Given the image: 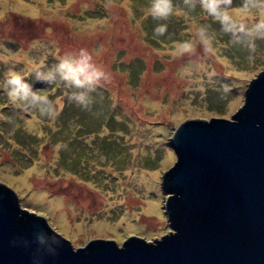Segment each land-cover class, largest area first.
<instances>
[{"label": "rangeland", "instance_id": "obj_1", "mask_svg": "<svg viewBox=\"0 0 264 264\" xmlns=\"http://www.w3.org/2000/svg\"><path fill=\"white\" fill-rule=\"evenodd\" d=\"M241 4L233 0L230 12L238 14ZM150 5L0 0V85L15 71L58 112L53 118L13 104L0 88V181L74 248L98 237L123 244L134 234L153 241L170 233L163 175L178 159L171 145L176 127L192 118H232L264 69V40L249 47L241 34L245 42H236L199 3L189 9L173 0L166 20L146 18ZM161 24L166 32L157 35ZM202 27L206 42L197 35ZM184 42L194 51L177 55ZM81 49L107 75L94 90L69 89L58 74L52 84L37 77ZM77 91L86 92L87 107L69 101ZM155 169L157 189L143 173ZM140 199L157 202V213H145ZM158 214L161 224L151 220Z\"/></svg>", "mask_w": 264, "mask_h": 264}, {"label": "water", "instance_id": "obj_2", "mask_svg": "<svg viewBox=\"0 0 264 264\" xmlns=\"http://www.w3.org/2000/svg\"><path fill=\"white\" fill-rule=\"evenodd\" d=\"M163 175L171 232L74 248L0 181V264H264V69L232 116L180 123Z\"/></svg>", "mask_w": 264, "mask_h": 264}, {"label": "clouds", "instance_id": "obj_3", "mask_svg": "<svg viewBox=\"0 0 264 264\" xmlns=\"http://www.w3.org/2000/svg\"><path fill=\"white\" fill-rule=\"evenodd\" d=\"M199 3L201 9L207 16L220 25L221 31L236 38V42L244 43L241 34L247 38L249 47H254L256 40H264V0H242L238 14L230 12L233 0H183L186 8L194 9ZM173 13V0H151L150 7L146 10L147 16L153 19H167ZM166 25H158L157 35L166 32ZM201 42H206L209 37L208 28L202 27L197 32ZM194 51L191 42H184L177 48V55L192 53ZM205 51H208L207 46ZM69 88L77 90H94V88L106 79L107 75L102 67L97 66L92 56L84 49L78 54H68L59 59L53 70L37 77L45 84H52L56 76ZM0 88L6 90L9 99L13 104H24L38 108L42 115H49L55 118L58 112L55 111L52 101L41 96L23 76L15 71L8 74L7 79ZM69 101L87 107L89 98L84 91H77L68 96Z\"/></svg>", "mask_w": 264, "mask_h": 264}, {"label": "bare ground", "instance_id": "obj_4", "mask_svg": "<svg viewBox=\"0 0 264 264\" xmlns=\"http://www.w3.org/2000/svg\"><path fill=\"white\" fill-rule=\"evenodd\" d=\"M143 173L145 174V176H147L149 178L150 187H153V188L157 189L158 188L157 178H158L159 171L157 169H155V170L147 173L144 170ZM44 195L42 194V197L43 198H44ZM131 202L134 203V200H131ZM139 203H142L143 204V207L145 209V213L146 212H148V213H150V212H156L155 208L157 207V205H156L157 202H155L153 199H148L147 202L146 201H142L140 199ZM134 207L135 206H132L131 207L132 210H135ZM151 220H154L156 223H159V224L162 223V218H161L160 214H158V216H152L151 217Z\"/></svg>", "mask_w": 264, "mask_h": 264}]
</instances>
